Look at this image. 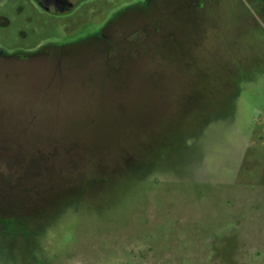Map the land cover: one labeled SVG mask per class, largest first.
Instances as JSON below:
<instances>
[{
    "label": "rangeland",
    "instance_id": "1",
    "mask_svg": "<svg viewBox=\"0 0 264 264\" xmlns=\"http://www.w3.org/2000/svg\"><path fill=\"white\" fill-rule=\"evenodd\" d=\"M38 44L70 62L0 92V264H264V0H0Z\"/></svg>",
    "mask_w": 264,
    "mask_h": 264
},
{
    "label": "flooded vegetation",
    "instance_id": "2",
    "mask_svg": "<svg viewBox=\"0 0 264 264\" xmlns=\"http://www.w3.org/2000/svg\"><path fill=\"white\" fill-rule=\"evenodd\" d=\"M31 1L36 8L50 16H64L70 14L85 0H64V5L52 2L54 0L51 2L47 0ZM69 62L70 57L54 56L40 44L35 46L34 51L0 52V92H11L12 94L25 92V79L28 70L33 72L50 70L51 74L46 76V82L49 83L53 77V69H66ZM7 120L9 119L4 118V121Z\"/></svg>",
    "mask_w": 264,
    "mask_h": 264
},
{
    "label": "water",
    "instance_id": "3",
    "mask_svg": "<svg viewBox=\"0 0 264 264\" xmlns=\"http://www.w3.org/2000/svg\"><path fill=\"white\" fill-rule=\"evenodd\" d=\"M47 1L51 2V0H47ZM52 2L61 3L64 5V0H54Z\"/></svg>",
    "mask_w": 264,
    "mask_h": 264
}]
</instances>
